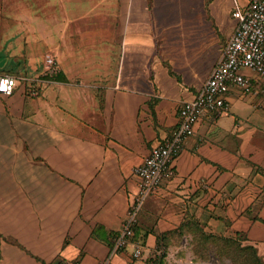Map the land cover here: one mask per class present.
I'll return each mask as SVG.
<instances>
[{
    "label": "crops",
    "instance_id": "crops-1",
    "mask_svg": "<svg viewBox=\"0 0 264 264\" xmlns=\"http://www.w3.org/2000/svg\"><path fill=\"white\" fill-rule=\"evenodd\" d=\"M247 1L45 0L66 6V37L77 39L39 48L48 34L34 15L0 0V75L18 79L0 94V264L108 256L137 191L134 166L173 135L180 105L204 85L233 31L235 5ZM58 71L66 81L52 77ZM240 97L264 99L231 87L225 110L199 116L173 173L138 211L142 255L123 248L113 264H150L157 234L185 213L213 232L245 231L264 260V126H240L231 111Z\"/></svg>",
    "mask_w": 264,
    "mask_h": 264
},
{
    "label": "built area",
    "instance_id": "built-area-1",
    "mask_svg": "<svg viewBox=\"0 0 264 264\" xmlns=\"http://www.w3.org/2000/svg\"><path fill=\"white\" fill-rule=\"evenodd\" d=\"M232 16L236 23L209 77L196 96L183 102L178 109V126L173 135L154 146L149 154L133 168L138 187L120 230L114 236L110 252L98 264H113L112 256L123 248H130L133 257L142 255V243L133 240L138 211L145 198L173 173L171 161L190 136L200 115L206 111L222 112L227 108L226 93L238 88L247 96L264 97V0H248L236 4ZM45 69L53 71L55 59L45 55ZM244 70L250 71L245 74ZM18 85L9 74L0 75V94L8 95Z\"/></svg>",
    "mask_w": 264,
    "mask_h": 264
},
{
    "label": "rangeland",
    "instance_id": "rangeland-1",
    "mask_svg": "<svg viewBox=\"0 0 264 264\" xmlns=\"http://www.w3.org/2000/svg\"><path fill=\"white\" fill-rule=\"evenodd\" d=\"M36 1V2H35ZM39 1V2H38ZM8 0L7 8L9 11L18 10L19 14L26 17H35V24L38 31H42L45 34H48L45 40L35 42V46L42 48L45 45H48V42L57 39L58 37H63V42L66 40L77 38L71 36L66 37V6L54 5V4H45V0ZM33 2H35L33 4ZM77 9V5L72 7L70 18H78L77 12L73 11ZM14 19L13 16H11ZM42 20V21H41ZM44 20V22H43ZM73 23V22H72ZM54 26V27H53ZM51 34L53 37H51ZM48 40V41H47ZM41 57L38 58V66L41 65ZM40 69L42 67L40 66ZM245 74H249L250 71L244 70ZM250 99L255 100L251 102L244 98H237L238 101L235 103V108L231 110L234 114H237L241 118L240 126L245 128L246 125L251 123H256L259 126H264V99L261 101L260 98L251 97ZM233 115L230 113L229 117L224 121L230 122ZM248 119V120H246ZM223 122V120H222ZM223 129L216 133V137L223 139L226 136L227 131L229 130L228 125H222ZM233 137V135H232ZM231 137V138H232ZM224 233V232H222ZM231 235V233H226ZM203 248L202 246H197L194 248L193 243L191 242V236L188 234H183L171 239V243L168 245L167 254L165 257V264H238L231 261L228 257L219 258L213 252L210 253L208 257L202 255Z\"/></svg>",
    "mask_w": 264,
    "mask_h": 264
},
{
    "label": "trees",
    "instance_id": "trees-1",
    "mask_svg": "<svg viewBox=\"0 0 264 264\" xmlns=\"http://www.w3.org/2000/svg\"><path fill=\"white\" fill-rule=\"evenodd\" d=\"M54 79L66 81L61 72L52 75ZM253 219H258L256 215ZM183 234L191 236L194 248L202 246V255L208 257L211 252L219 258L228 257L238 264H264L262 256L256 246L251 243L245 231L234 230L231 235L222 232H213L205 228V224L193 215L185 213L178 226L157 234V245L153 255L149 258L150 264H165L168 245L171 239ZM137 236V226L133 229V240L140 242ZM142 243V242H140Z\"/></svg>",
    "mask_w": 264,
    "mask_h": 264
}]
</instances>
